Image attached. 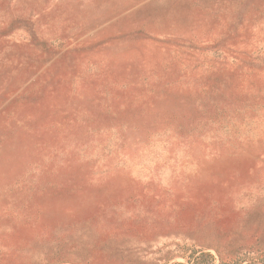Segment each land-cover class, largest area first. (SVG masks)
I'll use <instances>...</instances> for the list:
<instances>
[{
	"label": "rangeland",
	"instance_id": "obj_1",
	"mask_svg": "<svg viewBox=\"0 0 264 264\" xmlns=\"http://www.w3.org/2000/svg\"><path fill=\"white\" fill-rule=\"evenodd\" d=\"M200 254L264 264V0H0V264Z\"/></svg>",
	"mask_w": 264,
	"mask_h": 264
},
{
	"label": "trees",
	"instance_id": "obj_2",
	"mask_svg": "<svg viewBox=\"0 0 264 264\" xmlns=\"http://www.w3.org/2000/svg\"><path fill=\"white\" fill-rule=\"evenodd\" d=\"M204 259H208L210 264L213 261L212 256H210L209 254H200L197 257L193 256L191 261H193L192 264H200L201 260H204Z\"/></svg>",
	"mask_w": 264,
	"mask_h": 264
}]
</instances>
